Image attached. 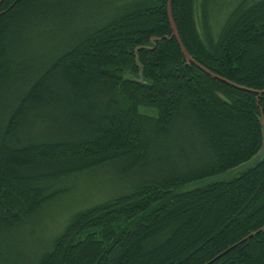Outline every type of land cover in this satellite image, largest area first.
<instances>
[{"label":"trees","instance_id":"obj_1","mask_svg":"<svg viewBox=\"0 0 264 264\" xmlns=\"http://www.w3.org/2000/svg\"><path fill=\"white\" fill-rule=\"evenodd\" d=\"M214 1L0 0V264H264V157L180 190L262 145L264 0ZM101 170L124 189L23 244Z\"/></svg>","mask_w":264,"mask_h":264},{"label":"rangeland","instance_id":"obj_2","mask_svg":"<svg viewBox=\"0 0 264 264\" xmlns=\"http://www.w3.org/2000/svg\"><path fill=\"white\" fill-rule=\"evenodd\" d=\"M233 3L234 0H215L214 4L210 5V19L214 30L219 27L225 13L231 8ZM263 157L264 123L262 122V145L254 157L224 173L188 183L182 186L180 190L188 191L214 182L228 180ZM119 182H121L120 177L116 174L113 175L110 171L103 170L64 182V188L68 189L67 194L47 206L37 219L33 220L29 225L26 224L18 231L23 238V244L26 242L27 247L36 251L46 248L49 241L62 230L70 214L107 197L110 192H121L124 188L114 186Z\"/></svg>","mask_w":264,"mask_h":264},{"label":"water","instance_id":"obj_3","mask_svg":"<svg viewBox=\"0 0 264 264\" xmlns=\"http://www.w3.org/2000/svg\"><path fill=\"white\" fill-rule=\"evenodd\" d=\"M262 122L264 123V121L262 120ZM262 122H261V126H262Z\"/></svg>","mask_w":264,"mask_h":264}]
</instances>
